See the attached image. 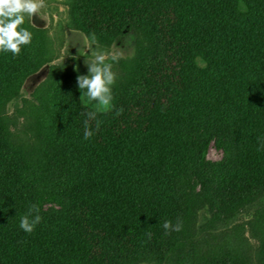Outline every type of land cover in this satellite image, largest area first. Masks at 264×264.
Listing matches in <instances>:
<instances>
[{
    "label": "trees",
    "instance_id": "1",
    "mask_svg": "<svg viewBox=\"0 0 264 264\" xmlns=\"http://www.w3.org/2000/svg\"><path fill=\"white\" fill-rule=\"evenodd\" d=\"M75 10L96 36L145 46L110 109L65 87L52 94L32 162L0 134V264H158L171 253L176 264H244L199 260L178 238L184 225L162 224L183 222L187 199L230 212L264 196V0H76ZM24 61L25 46L0 54V82ZM211 145L221 162L206 161ZM30 204L42 220L27 234L18 224Z\"/></svg>",
    "mask_w": 264,
    "mask_h": 264
},
{
    "label": "rangeland",
    "instance_id": "2",
    "mask_svg": "<svg viewBox=\"0 0 264 264\" xmlns=\"http://www.w3.org/2000/svg\"><path fill=\"white\" fill-rule=\"evenodd\" d=\"M43 5L39 14H34L32 21L26 18L23 25L33 33L31 44L25 46L23 69L12 81L0 82V134L30 162L41 140L39 130L45 125L44 105L50 103L58 88L76 91L81 101L93 108L94 102L81 96L77 86V76L87 74L86 62L91 60V51L96 47L102 49L112 62L116 74L113 95L135 76L139 48L145 46L141 37L134 41L129 34L111 38L95 33L97 44L93 45V33L81 27L82 20L78 22L76 0H43ZM205 159L219 163L223 153L211 145ZM183 207L187 217L183 221L184 234L178 238L194 245L186 253L195 250L199 260L229 254L244 264H262L259 250L264 237V196L247 205H237L230 212H219L209 204H196L191 199ZM158 251L157 255L163 254V250ZM175 255L169 254L158 264H176ZM146 257L130 264H157V256Z\"/></svg>",
    "mask_w": 264,
    "mask_h": 264
},
{
    "label": "clouds",
    "instance_id": "3",
    "mask_svg": "<svg viewBox=\"0 0 264 264\" xmlns=\"http://www.w3.org/2000/svg\"><path fill=\"white\" fill-rule=\"evenodd\" d=\"M43 0H0V54L11 53L17 56L21 53V46L30 45L33 33L23 25L26 18L32 21L33 15H38L43 7ZM91 43L97 44L95 35L91 36ZM91 60L86 62L87 74L77 76V86L81 96L87 98L93 108L108 110L112 107V87L115 84L116 74L112 70L113 64L108 55L96 47L91 51ZM78 71V70H77ZM119 112H117V115ZM89 120L95 119L96 112L87 113ZM100 122H96L99 128ZM92 131L88 127L87 120L84 124L83 139L91 137ZM258 151L264 150V136L257 137ZM40 209L36 204H30L25 214L19 218L18 227L27 234H31L36 226L41 223ZM182 220L178 217L176 223L165 220L163 229L168 231H181ZM149 238L151 233H148Z\"/></svg>",
    "mask_w": 264,
    "mask_h": 264
}]
</instances>
